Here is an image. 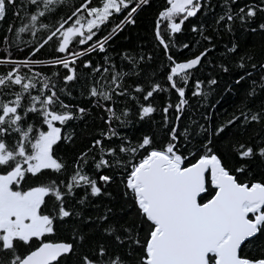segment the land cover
Returning <instances> with one entry per match:
<instances>
[{"label": "snow or ice", "instance_id": "1", "mask_svg": "<svg viewBox=\"0 0 264 264\" xmlns=\"http://www.w3.org/2000/svg\"><path fill=\"white\" fill-rule=\"evenodd\" d=\"M63 2L0 0V19L9 10L20 18L18 26L8 25L0 44L5 69L0 71V264H264V175L256 178L251 172L255 161L264 166V99L249 107L264 95V56L257 59L245 51L232 61L240 70L233 84L238 88L247 79L251 86L242 108L215 126V138L211 129L207 137L199 128L181 132L189 77L216 46L201 24L200 38L207 45L180 58L190 45L177 46L174 34L200 10L207 14L208 0H166L152 29L155 55L150 48L121 52L127 65L113 62L110 68L107 56L101 66L87 54L97 48L104 52L107 40L126 24L135 25V14L150 7V0H99L95 6L82 0L54 25L44 23ZM258 11L264 16V0L235 11L228 7L215 17L212 31L218 38L221 27L232 32L238 21L246 31L264 35ZM114 14L123 17L119 24L94 40V30ZM38 29L43 35L34 44L24 40L22 34L34 37ZM190 30L197 32V25ZM44 47L54 51L37 59ZM13 48L27 52L18 58ZM238 52L236 43L227 48L233 56ZM208 66L221 75L232 72L225 61L209 60ZM77 71L86 78L81 95L88 107L66 103L61 96L78 82ZM257 72L259 80H252ZM217 83L207 79L205 90L204 81L196 78L193 94L207 98ZM159 92L176 94L172 117L169 100L153 103ZM93 108L100 110L102 126L68 160L58 153L61 144L75 138V131L66 129ZM157 111L164 114L160 139L151 132L134 138L117 130L151 120ZM231 127L241 136L249 129L254 134L247 142L232 134L229 141ZM222 141H227L224 155L214 147ZM117 181L126 210L105 205L100 211L94 201L109 197L106 188ZM69 228L70 237L61 234ZM248 246L259 254H250Z\"/></svg>", "mask_w": 264, "mask_h": 264}, {"label": "trees", "instance_id": "2", "mask_svg": "<svg viewBox=\"0 0 264 264\" xmlns=\"http://www.w3.org/2000/svg\"><path fill=\"white\" fill-rule=\"evenodd\" d=\"M17 2L19 3L21 0H17ZM81 2L82 0H64V2L51 14L43 18V22L54 25L56 21L60 19V17L69 15L73 7L78 6ZM251 2H253V0H235V3L233 4L231 3V0H208L210 10L207 12V14H205L203 10H200L199 15L195 17H189L184 21L181 32L174 34L173 43H175L177 46L184 42H187L190 45L188 50H181L183 52V56L180 58L189 56L207 45V41H204L200 38L201 32L199 26L201 24L204 25V34L212 35L213 42L216 46L212 54L204 60V65L199 70H197L193 76L189 77L190 83L188 86H186L185 94L187 103L181 110L182 116L178 122L181 132H183L185 128H199L202 135L207 137L209 135V129H211L213 130L212 137L215 138V126L227 119H230L233 113L242 108L245 91L251 85L250 81L247 79L242 81L238 88L233 84L234 74L240 70L235 68V66L232 64V61L237 60L239 55L245 51L254 53L257 59L262 58V56H264V54H262V50H264V35L260 34L259 31L255 33L246 31L247 26H242L238 21L233 24L232 32H228L223 27H221L218 38L212 29L216 27L214 23L215 17L226 11L228 7H231L232 10L235 11L237 7L247 5ZM255 2L258 3L259 0H255ZM91 3L93 6H95L99 3V0H91ZM150 4V7H142L137 11L135 14L137 23L135 25L126 24L122 29H120L119 32H116V34L113 35L111 39L107 40L104 52H100L97 48L94 52L87 54V56L93 61L94 65L98 63L101 66H104L105 56H107L109 59V68L113 62L118 67L122 64L127 65V61L122 60L119 55L121 52L132 53L135 51L138 53L141 49L150 48L155 55L158 50L152 36V29L155 24V16L160 9L166 6V0H150ZM122 18V16H116L115 14L113 17H109L107 21L99 26V29L94 30L96 34L93 39L99 40L100 37H106L109 35L113 25L119 24L120 19ZM260 20H264V16H262L258 11L256 15V21L259 22ZM19 23L20 18L14 17L11 14V10L6 12L5 17L0 19V44L3 43L2 37L7 31L8 25L12 24L15 27L18 26ZM164 23L166 24V22ZM192 24L197 25L198 30L195 33L191 32L190 30ZM255 26V24L252 25V27ZM42 35L43 30L40 29L37 30V33L34 37L31 33L22 34L24 40L29 41L31 44H34L36 40H38ZM165 35H167L166 32ZM233 43H236L239 48V52L235 56L227 53V48L231 47ZM192 45H195V47ZM11 51L14 56L22 58V56L26 54L27 49L25 48L23 53H17L15 48L11 49ZM53 51L54 49L50 47H44L39 53V56L36 58L47 59ZM173 51L175 52L176 49H173ZM209 60L213 62H227L232 72L229 75H221L218 70L208 66ZM155 62L157 67H159V57H156ZM4 70L5 69L3 67H0V71ZM88 71L91 70L89 69ZM259 75L260 73L258 72L254 73L251 79L258 81ZM196 78H200L204 81L205 90H208L210 87L207 85V79H217L218 83L215 86H211V90L208 91L207 98L202 95L193 94L194 89L192 84ZM77 79L78 82L74 86L70 84L67 92L62 93L61 96L66 103H70L72 105L79 104L83 107H88L87 100L81 95L87 86L86 78L82 72L77 71ZM161 83L163 84L164 82L161 80ZM225 89H228V91H225ZM68 93H71V95H68ZM260 99H264V95L258 96L256 100L251 101L249 107H255L257 101ZM166 100H169L173 105V109L169 112V116L172 117L174 106L177 100L176 94L174 92H172L171 96L165 92L157 93L156 100H154L153 103L159 106L164 104ZM213 105H215V107H213ZM205 114H207V118H205ZM100 115V110L93 108L90 113L85 114L83 121L70 122L66 131L71 133L74 130L75 138L72 143L61 144L58 153H62L68 160H71L74 155L79 150H82L85 144L89 142L90 134L95 135L96 129L102 126ZM163 115L164 114L162 112L157 111L155 114H153L151 120L146 119L140 124H136L129 128H118L117 130L124 132L127 135L133 136L134 138L135 136H139L141 133L151 132L156 136L157 139H160L164 133L158 128V125L163 123ZM153 121H155V123H153ZM85 122L87 126H85ZM257 127L258 126L254 125L253 129ZM253 129H249L241 136L237 128L231 127L229 129V133L226 135H228L229 141L233 138L232 134H235L237 137L247 142L254 134ZM198 138L199 137L197 136L196 139ZM225 143H227V141H222L214 145V147H217L220 150L221 155H224ZM251 172L256 178H260L262 175H264V166H261L259 161H255L251 165ZM247 176L248 173H245V176L241 177V179H244ZM118 183L119 182L117 181V183L106 188V190L111 193L109 197H101L99 200L94 201L96 204L100 205V211H103L105 205L114 207L117 212H119L121 207L126 210L127 205L123 202L122 190L119 189ZM85 211H90L95 214V210L92 208H87ZM125 218L129 219V217ZM61 234L70 237V228L66 229ZM248 247L252 248V252L250 254H259V250L254 246Z\"/></svg>", "mask_w": 264, "mask_h": 264}]
</instances>
